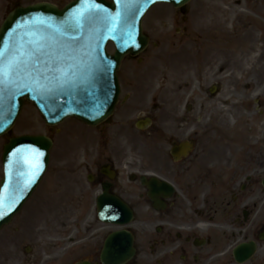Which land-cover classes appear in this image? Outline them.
Instances as JSON below:
<instances>
[{
	"label": "flooded vegetation",
	"instance_id": "obj_1",
	"mask_svg": "<svg viewBox=\"0 0 264 264\" xmlns=\"http://www.w3.org/2000/svg\"><path fill=\"white\" fill-rule=\"evenodd\" d=\"M253 4L254 15L264 20V0ZM257 25L254 22L256 30ZM260 30L258 42L264 44V29ZM250 69L234 74L227 98L218 99L211 89L199 87L187 92L182 102L167 105L147 102L146 94L135 93L138 73L122 77V118L117 124L110 122L106 131L135 154L133 161L123 158L118 163L139 174L130 178L139 185H119L113 160L97 170L91 184L95 189L111 183L112 194L136 200L131 230L136 254L127 264H264L263 56L251 62ZM216 106L232 109L231 125L207 118V108ZM103 167L109 168L104 172ZM112 174L115 179L110 182ZM142 176L157 177L172 191L156 189L152 200L140 182ZM249 244L255 251L241 263L250 250L239 248ZM57 250L22 255L18 240L12 238L7 249L0 244V254L6 256L0 257V264H63V260L101 264L99 255L84 247L77 248V254ZM85 251L88 256H82Z\"/></svg>",
	"mask_w": 264,
	"mask_h": 264
},
{
	"label": "rangeland",
	"instance_id": "obj_2",
	"mask_svg": "<svg viewBox=\"0 0 264 264\" xmlns=\"http://www.w3.org/2000/svg\"><path fill=\"white\" fill-rule=\"evenodd\" d=\"M70 1L12 0L11 5L50 2L62 8ZM237 1L192 0L183 10L169 5L154 7L143 21L151 45L140 56L141 63L137 60L126 62L121 75L132 71L138 76H147L141 82L136 79L138 90H135V93L146 94L147 102L166 105L182 102L187 92L211 84L223 87L222 99L229 97L236 65L243 58L247 60L245 56L252 52L254 57L257 55L254 50L260 37L254 27L247 26L249 19L258 20L249 10L251 6L247 0H239L240 5ZM6 3V0H0V17ZM238 19L242 20V25L241 21L238 24ZM263 24L260 21L259 28ZM236 27H245L246 35L239 36ZM120 110H117L114 124L122 118ZM232 116L231 108H209L207 111V118L230 120ZM55 129L49 170L22 212L0 233V244L14 236L19 237L23 250L33 248L41 253L59 246L63 255L74 245L71 241L75 242L79 237L92 236L96 244L117 229L98 222L94 203L98 193H93L87 175L95 168L97 157L116 159L117 163L123 158L131 162L135 154L124 147L125 143L119 141L117 135L111 136L107 132L99 139V130L87 128L75 120H68ZM49 134V128L33 105L27 104L12 132L0 138V182L3 179L2 150L10 137ZM126 135L129 136V131ZM14 229L18 230L17 235L13 234ZM3 256L6 259L1 251L0 257Z\"/></svg>",
	"mask_w": 264,
	"mask_h": 264
},
{
	"label": "water",
	"instance_id": "obj_3",
	"mask_svg": "<svg viewBox=\"0 0 264 264\" xmlns=\"http://www.w3.org/2000/svg\"><path fill=\"white\" fill-rule=\"evenodd\" d=\"M189 1L75 0L62 10L50 4L16 10L0 30V137L14 126L25 101L34 102L51 126L69 117L90 126L102 123L118 102L117 72L123 59L137 56L148 44L142 29L147 12L160 2L179 8ZM66 24H72L74 30L64 32ZM71 37L75 42L69 46ZM111 42L114 55L107 52ZM54 60L59 72L76 81L74 86L60 88L51 80L48 72ZM84 68L91 71L87 78L81 74ZM51 148L52 142L42 136L13 139L5 147L0 229L37 188ZM98 214L103 222L120 226L133 217L128 207L105 196L98 201ZM132 251L129 235L113 236L106 243L102 261L123 264Z\"/></svg>",
	"mask_w": 264,
	"mask_h": 264
},
{
	"label": "snow or ice",
	"instance_id": "obj_4",
	"mask_svg": "<svg viewBox=\"0 0 264 264\" xmlns=\"http://www.w3.org/2000/svg\"><path fill=\"white\" fill-rule=\"evenodd\" d=\"M73 30L74 29H73V25L72 24H66L64 26V32L70 33ZM74 42H75V37H71L70 41H69V46H71V44L74 43ZM57 59H58V57H57ZM56 62H57V60L53 61V65L54 66L49 69L48 76L51 78V80H54L56 82L57 86L60 87V88H63L65 86H69V87L74 86L76 81L73 80V79H70L67 73L59 72L57 70V68L55 67ZM78 70H79V66H78ZM74 74L75 73H73V75ZM81 74H82V76L84 78H87L91 74V71L88 68H84L82 70Z\"/></svg>",
	"mask_w": 264,
	"mask_h": 264
}]
</instances>
